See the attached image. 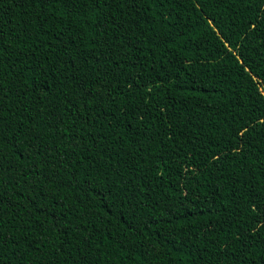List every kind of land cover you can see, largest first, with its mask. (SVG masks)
Returning a JSON list of instances; mask_svg holds the SVG:
<instances>
[{
	"label": "trees",
	"instance_id": "trees-1",
	"mask_svg": "<svg viewBox=\"0 0 264 264\" xmlns=\"http://www.w3.org/2000/svg\"><path fill=\"white\" fill-rule=\"evenodd\" d=\"M0 264H264V0H0Z\"/></svg>",
	"mask_w": 264,
	"mask_h": 264
}]
</instances>
